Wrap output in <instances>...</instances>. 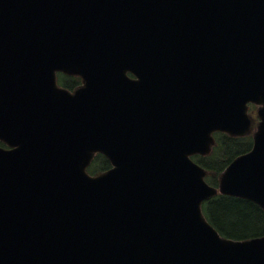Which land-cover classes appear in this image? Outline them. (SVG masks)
Segmentation results:
<instances>
[{"label":"water","instance_id":"water-1","mask_svg":"<svg viewBox=\"0 0 264 264\" xmlns=\"http://www.w3.org/2000/svg\"><path fill=\"white\" fill-rule=\"evenodd\" d=\"M249 101L219 188L264 210V0H0V264H264V236L205 220L187 156L246 134Z\"/></svg>","mask_w":264,"mask_h":264},{"label":"trees","instance_id":"trees-1","mask_svg":"<svg viewBox=\"0 0 264 264\" xmlns=\"http://www.w3.org/2000/svg\"><path fill=\"white\" fill-rule=\"evenodd\" d=\"M218 141H223L230 155L225 156L224 164L237 154L246 151L251 143L248 137H230L226 134H217ZM205 163V160H201ZM93 168L98 171L108 168L109 163L102 156L97 155ZM90 171L93 170L90 168ZM215 179V177H214ZM204 213L208 221L223 236L233 239H248L256 236H264V215L259 206L253 202L237 197L219 195L209 203L204 204Z\"/></svg>","mask_w":264,"mask_h":264}]
</instances>
